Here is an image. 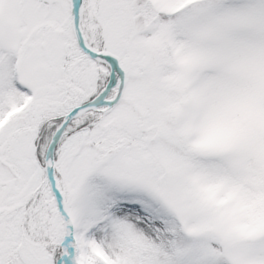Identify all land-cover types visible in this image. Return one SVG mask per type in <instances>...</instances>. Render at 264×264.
<instances>
[{
	"label": "snow or ice",
	"instance_id": "obj_1",
	"mask_svg": "<svg viewBox=\"0 0 264 264\" xmlns=\"http://www.w3.org/2000/svg\"><path fill=\"white\" fill-rule=\"evenodd\" d=\"M0 264H264V0H0Z\"/></svg>",
	"mask_w": 264,
	"mask_h": 264
}]
</instances>
